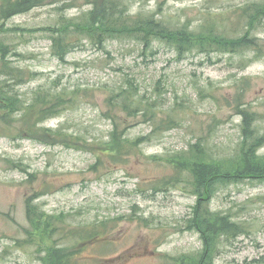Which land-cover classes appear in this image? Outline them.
I'll list each match as a JSON object with an SVG mask.
<instances>
[{"label": "rangeland", "instance_id": "1", "mask_svg": "<svg viewBox=\"0 0 264 264\" xmlns=\"http://www.w3.org/2000/svg\"><path fill=\"white\" fill-rule=\"evenodd\" d=\"M261 4L264 0H42L24 14L0 20V42L8 50L4 66L0 60L5 90H13L23 106L39 90L76 93L60 115L40 125L71 136L72 147L41 144L21 133L16 122L0 132V264H44L49 248H55L47 236L53 218L65 237L57 245L70 264L198 259L200 235L186 231L195 197L182 181L175 187L164 182L176 173L167 164L197 142L215 160L234 158L242 140L237 107L255 113L253 125L263 132L264 17L252 31L245 25L252 5ZM106 10L114 18L154 19L171 30H209L230 41L249 31L256 40L239 53L179 57L162 40L145 47L113 34L99 46L77 28L60 31ZM63 32L71 48L60 61L53 38ZM9 71L33 77L19 83ZM123 89L147 101L155 119L175 124L165 129L155 120L121 116L116 126L122 136L144 143L125 160L104 158L98 165L97 154L111 148L115 127L107 116L120 109ZM258 154L264 156V147ZM27 203L35 211L33 223L26 217ZM210 210L243 229L239 237L220 242L210 264H264V182L219 186ZM35 224L42 235L33 234ZM81 231L99 232L105 240L86 244Z\"/></svg>", "mask_w": 264, "mask_h": 264}, {"label": "trees", "instance_id": "2", "mask_svg": "<svg viewBox=\"0 0 264 264\" xmlns=\"http://www.w3.org/2000/svg\"><path fill=\"white\" fill-rule=\"evenodd\" d=\"M41 2L42 0H1L0 20L24 14L40 5ZM251 8H253V11L247 14V22L245 23L249 31H252L259 18L264 17V4L252 5ZM110 13L109 10H106V13L102 11L101 15L91 13L89 14L91 19L89 18L84 24L65 26L60 31L69 27H72V29L77 28L80 31L79 33L85 34L94 43L97 41L99 46L103 45L105 38H109L113 34L121 38L138 40L145 47L150 45L151 40H162L179 57L192 52L199 54L239 53L253 46V41L256 40L255 37H251L249 31L238 40L230 41L209 30L201 32L187 28H182L179 31L171 30L154 19H128L122 16L114 18L113 14ZM65 39L66 34L64 32L57 38H53L56 56L60 61H63L64 56L71 48V43ZM6 55H8L7 47L0 42V60L3 62V66ZM7 75L11 80H17L16 82L19 83L30 81L33 77V74L29 72L19 73L18 71L15 73L9 71ZM6 87V82L0 84V132L6 134L5 127L11 125L12 122H16L20 125L21 133L46 146L63 144L70 148L75 144L71 136L61 131H50L40 125L60 115L75 100L76 93H68L66 90L46 93L39 90L33 94L30 102L23 106L19 96L12 93L13 90H5ZM146 102L136 99L128 89L122 90L120 109L107 116L113 121L115 127L108 142L111 148L97 154L98 165L104 163V158H110L114 162L119 159L125 160L130 151L137 150L144 143L143 139L130 141L122 136L120 128L116 126L121 116L126 118L139 116L145 121L155 120L156 126L165 129H169L175 124V121L171 118L155 119L156 112L154 108L151 105L147 106ZM22 106L23 109L21 110ZM237 112L242 117V140L238 149H235L234 158L215 160L208 155L204 145L197 142L196 145L188 149L186 156L173 157L170 159L171 164H167L174 168L176 173L164 182H173V187H175L179 185L178 182L182 181L188 192L195 197L191 219L186 222V231L197 232L203 245L198 259L181 260L178 264H210L223 239H233L243 233L242 227L233 222L231 218L210 210V202L219 186L242 181L264 182V156L258 154V151L264 147V130L262 133H258L256 126L253 125L258 119L255 113L239 107H237ZM14 116H18V119H15ZM34 216L35 211L27 203V220L33 223L35 221ZM58 223H60L59 220L55 218H53L51 224L47 223L49 227L47 235L49 245L53 247L54 244L55 248H49L48 257L44 264H70L69 260L67 261L68 258L57 245L65 242L64 233L61 234L57 230L59 226L56 228L59 225ZM32 227L34 235L37 232H39V236L43 234L40 224H35ZM71 235L75 237L74 232ZM80 240L93 245L98 241L102 243L101 241L105 238L100 237V233L96 231H81Z\"/></svg>", "mask_w": 264, "mask_h": 264}]
</instances>
